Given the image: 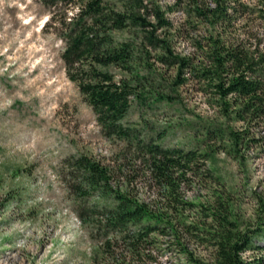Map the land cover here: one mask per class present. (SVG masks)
I'll use <instances>...</instances> for the list:
<instances>
[{
	"label": "rangeland",
	"instance_id": "rangeland-1",
	"mask_svg": "<svg viewBox=\"0 0 264 264\" xmlns=\"http://www.w3.org/2000/svg\"><path fill=\"white\" fill-rule=\"evenodd\" d=\"M136 1L147 26L112 31L117 41L140 44L143 58L136 71L144 77L138 91L144 97L132 99L123 123L136 127L145 143L208 154L180 182L183 198L198 207L176 210L175 221L210 222L202 207L222 201L229 220L251 240L242 258L264 264V114L239 120L233 111L240 101L222 98L211 73L216 57L228 52L239 57L240 73L249 70L264 85V0ZM105 2L119 13L127 9L122 0ZM80 4L0 0V264H116L99 249L105 230L80 217L81 205L102 206L104 200L85 196L77 176H67L72 159L85 156L107 167L112 189L140 203L155 207L162 193L144 150L105 138L67 78L61 36ZM145 33H152L155 47ZM233 58L219 70L223 81L235 69ZM109 70L115 80L124 76ZM219 130L234 132L237 140L216 137ZM177 229L180 243L152 233L140 256L119 242L112 247L118 264H189L190 256L213 263L212 240Z\"/></svg>",
	"mask_w": 264,
	"mask_h": 264
},
{
	"label": "trees",
	"instance_id": "trees-1",
	"mask_svg": "<svg viewBox=\"0 0 264 264\" xmlns=\"http://www.w3.org/2000/svg\"><path fill=\"white\" fill-rule=\"evenodd\" d=\"M75 1L40 0L45 7L67 6ZM122 1L126 2L124 13L108 8L105 0H81L75 17L70 19L61 36L65 44L62 60L67 78L77 86L84 101L91 107L103 136L128 143L136 142V146L148 155L150 171L162 193L155 207L140 203L127 192L112 189L107 167L81 156L68 162L67 176H77L79 190L85 196L96 193L104 203L91 208L81 205L80 217L85 224L105 230L99 249L103 257L116 264L120 260L112 247L119 242L132 257L140 256L145 249L143 243L152 233L171 235L180 243L181 232L177 226L183 228V232L190 235L200 233L214 242L212 264H251L242 258L251 240L239 230L234 220H229V210L224 202L218 201V207L214 208L202 207L203 217L209 218L210 222L186 224L175 221L177 211L182 214L183 210L198 207L183 198L180 182H187L190 176L186 175L192 170L191 166H196L200 159L206 160L208 154L145 143L136 127H128L123 123L130 111L132 99L142 95L138 91L143 87L144 77L136 71V66L143 62V58L140 44L131 40L117 41L112 31L131 26L144 28L147 24L138 15L139 4L136 0ZM163 24L168 23L164 21ZM142 38L155 47L157 40L152 33L142 34ZM232 58L233 54L222 52L215 59L216 71L211 73L219 79L215 85L217 93L222 98L231 95L240 101L239 107L233 111L239 120L260 117L264 114V96L261 95L263 82L251 75L249 70V74L239 72V57L236 60L233 58L235 69L231 76L226 81L221 78L219 70L225 69L226 63ZM111 67L117 68L124 76L115 80L109 70ZM202 75L208 79V72ZM215 135L222 139L229 135L232 141L238 137L231 131L227 134L225 130L216 131ZM187 261L189 264H208L192 256Z\"/></svg>",
	"mask_w": 264,
	"mask_h": 264
}]
</instances>
